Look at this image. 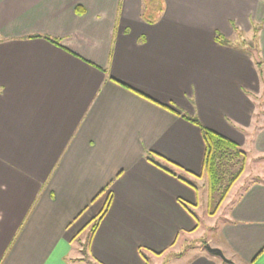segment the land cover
<instances>
[{"label":"crops","instance_id":"0c3cea01","mask_svg":"<svg viewBox=\"0 0 264 264\" xmlns=\"http://www.w3.org/2000/svg\"><path fill=\"white\" fill-rule=\"evenodd\" d=\"M158 104L262 167L207 243L264 264V0H0V264H149L198 232L201 131Z\"/></svg>","mask_w":264,"mask_h":264},{"label":"rangeland","instance_id":"374dc122","mask_svg":"<svg viewBox=\"0 0 264 264\" xmlns=\"http://www.w3.org/2000/svg\"><path fill=\"white\" fill-rule=\"evenodd\" d=\"M250 157V155L244 156L242 166L243 171L238 179V182L234 184V193L239 185H247L252 181H257L258 176L263 175L260 164L257 160L255 162ZM240 160L239 156H237V159L232 158V156L220 158L218 163L219 182L214 190L210 189L205 173L200 182L192 178V181L198 190L199 196H201L198 206L194 209L200 223V231L198 230L196 234L189 237L181 238L179 243L174 248H171V250L162 255V257L150 261L149 264H185L186 260H188V258L195 251L205 252L203 246L208 244L207 238L213 235L214 229L216 228L215 226L222 223L221 217L223 215L221 212L223 209L218 210V204L222 192L228 185L230 178L239 170L241 166V164H239ZM85 237L86 232H84L82 236L78 237L75 242H83V240L85 241Z\"/></svg>","mask_w":264,"mask_h":264},{"label":"trees","instance_id":"16d2710c","mask_svg":"<svg viewBox=\"0 0 264 264\" xmlns=\"http://www.w3.org/2000/svg\"><path fill=\"white\" fill-rule=\"evenodd\" d=\"M78 12H80V8H77ZM45 39H47L49 42L54 43V44H58V40L57 39H53L50 37H45ZM218 40V42L220 43H224L223 40H220L218 37L216 38ZM118 84H120L121 86L131 90L132 92L148 99L146 96H144L143 94L125 86L122 83L117 82ZM159 106L172 111L173 113H176L177 115H180L178 112H176L175 110H173L172 108H170L169 106H165V105H160ZM181 117L186 118L187 121L191 122L192 124L196 125L200 131H201V136L204 142V146H205V151H204V159H203V172L205 173V175L207 176V181L209 183V187L211 190H214L216 188V186L218 185L219 182V172H218V166H219V160L222 157H226V156H232V158H236L237 156L240 157V162L239 164H241L239 170L237 171V173H235L229 180L228 185L224 188L219 204L223 201V199L225 198L226 194L228 193L230 187L232 186V184L238 179V177L241 175L242 171H243V161H244V152L239 148V146L229 140L228 138L202 126L200 124V122L195 118V117H186L184 115H180ZM145 158L146 160H148L149 162L155 164L156 166L161 167L163 170H165L166 172L175 175L168 167L166 166H161L159 164L160 158L158 157V155H156L155 153L152 152H146L145 154ZM165 163H167V165L171 166V167H176L178 168L175 164H172L170 162L165 161ZM176 176V175H175ZM110 188V184L108 186H106L101 192V193H105L107 192L106 195V199L105 202L103 204L102 209L100 210V212L94 216L83 229H86L84 232H86V237H85V241L83 240V242L80 244V248H79V253L81 254V259L85 260L88 259V257H90L89 255V245H90V241L91 238L94 234V232L96 231L99 223L101 222V220L103 219V217L105 216L109 205L111 203V192L109 190ZM83 231V230H81ZM253 264V263H251Z\"/></svg>","mask_w":264,"mask_h":264},{"label":"water","instance_id":"95a60500","mask_svg":"<svg viewBox=\"0 0 264 264\" xmlns=\"http://www.w3.org/2000/svg\"><path fill=\"white\" fill-rule=\"evenodd\" d=\"M203 248L208 254L220 258L223 262H225L227 264H232V262L230 260H228L227 258L224 257V255L220 249L215 248V247H211L208 244H205L203 246Z\"/></svg>","mask_w":264,"mask_h":264}]
</instances>
